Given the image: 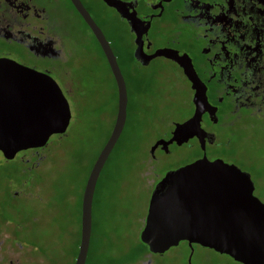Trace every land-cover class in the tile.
I'll list each match as a JSON object with an SVG mask.
<instances>
[{
  "label": "flooded vegetation",
  "instance_id": "af4514ba",
  "mask_svg": "<svg viewBox=\"0 0 264 264\" xmlns=\"http://www.w3.org/2000/svg\"><path fill=\"white\" fill-rule=\"evenodd\" d=\"M79 1L108 41L124 83L125 117L115 142L132 111L137 112L133 96L153 92L151 80H181L189 91V109L179 119L159 115L143 123L147 129L166 127L154 137L147 132L138 141L145 145L139 157L151 173L152 188L169 169L199 158L219 159L247 176L252 195L264 205V0H120V11L105 0ZM129 19L134 21L133 28ZM118 27L128 34L126 44L114 40ZM159 48L176 53L182 65L162 54L141 59L133 55L134 49L145 55ZM92 56L103 58L109 69L92 30L71 0H0V61H12L49 76L66 99L72 94L76 71ZM187 73L194 78V85ZM105 82L114 96V110L103 143L116 114V81L109 69L108 74H96L90 84L91 90L101 91ZM195 86L199 94L204 93L197 125L193 122L191 135L177 142L170 139L171 131L175 123L192 115ZM68 108L70 112L69 104ZM157 139L163 142L152 147ZM42 146L20 150H31L27 158H18L20 163L37 158L35 149ZM164 159L178 163L161 169L167 163ZM9 234L0 264H41L40 252L29 240ZM179 245L186 252L183 264H191L190 257L199 247L243 264L227 253L187 239L172 246Z\"/></svg>",
  "mask_w": 264,
  "mask_h": 264
},
{
  "label": "rangeland",
  "instance_id": "374dc122",
  "mask_svg": "<svg viewBox=\"0 0 264 264\" xmlns=\"http://www.w3.org/2000/svg\"><path fill=\"white\" fill-rule=\"evenodd\" d=\"M114 24L116 29L117 23ZM120 29L113 34L117 35L114 40L126 44L128 34ZM159 65L168 69L165 63ZM98 73L108 74L109 69L103 58L95 56L76 71L78 76L70 87L75 96H66L70 121L63 134H51L45 145L35 149L37 158L22 164L18 158H27L31 150L18 151L13 158H4L0 152V252H5V240L11 232L36 247L41 255L39 263H73L79 240L80 190L109 131L114 110L108 82L101 91L90 89ZM151 83V95L133 96L137 112L132 111L126 120L96 179L84 264L184 263L186 252L180 245L150 253L139 239L152 176L140 160L145 145L138 141L147 132L154 137L166 129H145L143 123L159 115L179 119L189 109V91L181 80L174 83L157 77ZM164 160L167 163L161 169L178 163ZM190 262L237 264L228 256L203 247L192 253Z\"/></svg>",
  "mask_w": 264,
  "mask_h": 264
},
{
  "label": "water",
  "instance_id": "95a60500",
  "mask_svg": "<svg viewBox=\"0 0 264 264\" xmlns=\"http://www.w3.org/2000/svg\"><path fill=\"white\" fill-rule=\"evenodd\" d=\"M105 1L118 11L122 8L120 0ZM71 2L92 30L117 86L114 122L89 168L80 197L79 242L72 264H84L93 190L122 128L126 95L108 41L80 1ZM129 23L133 28V19ZM159 54L182 65L180 57L170 49L159 48L145 55L138 49L133 51L140 59ZM188 77L194 85V78L190 74ZM200 97L202 101L204 93L199 94L195 86L194 111L188 119L175 123L170 139L179 142L191 135L192 123L197 125ZM69 117L67 101L49 76L12 61H0V152L4 158L42 146L51 134L65 131ZM161 142L157 139L152 147ZM139 239L151 252H162L180 239H187L227 253L243 264H264V205L252 195L247 176L237 167L219 159H195L165 171L154 184Z\"/></svg>",
  "mask_w": 264,
  "mask_h": 264
},
{
  "label": "trees",
  "instance_id": "16d2710c",
  "mask_svg": "<svg viewBox=\"0 0 264 264\" xmlns=\"http://www.w3.org/2000/svg\"><path fill=\"white\" fill-rule=\"evenodd\" d=\"M82 186H83V185H82ZM81 188H82V187H81ZM80 191H81V190H80ZM78 205H80V198H79V204H78ZM78 221H79V220H78ZM79 223H80V222H79ZM78 236H79V235H78ZM78 242H79V240H78ZM78 242H77V243H78ZM77 246H78V245H77Z\"/></svg>",
  "mask_w": 264,
  "mask_h": 264
}]
</instances>
